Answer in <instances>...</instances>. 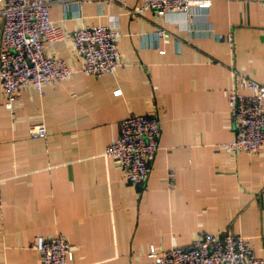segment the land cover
I'll return each mask as SVG.
<instances>
[{
	"label": "crops",
	"instance_id": "1",
	"mask_svg": "<svg viewBox=\"0 0 264 264\" xmlns=\"http://www.w3.org/2000/svg\"><path fill=\"white\" fill-rule=\"evenodd\" d=\"M210 2L189 15L129 14L141 0L52 5L65 38L48 56L79 69L72 32L114 22L125 66L100 78L78 73L41 93L27 87L13 111L0 92V264H41L35 238L59 235L73 252L66 264H148L149 247H186L199 232L240 235L264 259V146L238 155L223 148L235 137L232 69L264 82V4ZM159 30L169 42H157ZM131 115L160 121L141 185L103 157ZM41 122L46 136L34 139L29 129Z\"/></svg>",
	"mask_w": 264,
	"mask_h": 264
},
{
	"label": "built area",
	"instance_id": "2",
	"mask_svg": "<svg viewBox=\"0 0 264 264\" xmlns=\"http://www.w3.org/2000/svg\"><path fill=\"white\" fill-rule=\"evenodd\" d=\"M64 0H0V92L5 108L13 111L19 94L27 87L41 93L49 84H61L81 73L94 78L113 74L125 66L119 51L121 32L117 23H90L71 34V42L82 64L71 70L59 58L48 56L51 47L65 38L60 26L53 24L49 12L54 3ZM102 8L116 0H95ZM264 4V0H252ZM210 0H141L126 6L129 14L151 10L159 15L190 14L193 8L207 9ZM171 34L156 32V40L169 42ZM228 40L230 38L228 37ZM161 50L160 53H164ZM233 84L229 90V116L235 137L223 148L230 155L257 154L264 146V82L232 69ZM120 95L121 91H115ZM32 138L46 136L43 122L29 129ZM160 121L155 115H131L119 125L114 140L106 147L103 157L120 167L123 179L133 185L145 183L149 165L159 150ZM168 182L173 186V174ZM41 264H66L73 252L64 236H38L33 242ZM148 264H264L247 239L226 232L214 235L199 232L186 247L155 250L149 247Z\"/></svg>",
	"mask_w": 264,
	"mask_h": 264
}]
</instances>
